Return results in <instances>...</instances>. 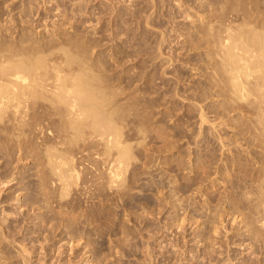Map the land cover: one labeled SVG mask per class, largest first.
Segmentation results:
<instances>
[{
	"label": "rangeland",
	"instance_id": "obj_1",
	"mask_svg": "<svg viewBox=\"0 0 264 264\" xmlns=\"http://www.w3.org/2000/svg\"><path fill=\"white\" fill-rule=\"evenodd\" d=\"M228 19L232 33L264 30V0H0V44L79 56L117 128L92 130L84 114L73 127L43 98L27 117L43 134L0 123V264H23L22 247L33 264H264V218L248 200L264 176V125L246 101L220 107L215 85L210 32Z\"/></svg>",
	"mask_w": 264,
	"mask_h": 264
},
{
	"label": "bare ground",
	"instance_id": "obj_2",
	"mask_svg": "<svg viewBox=\"0 0 264 264\" xmlns=\"http://www.w3.org/2000/svg\"><path fill=\"white\" fill-rule=\"evenodd\" d=\"M233 22L235 23L236 21L234 19H232L230 21H229V19L227 21L224 20L223 22H221L220 25L218 24L219 26L217 28L216 27H215V29L213 28V31L211 30V32H210V33L214 32V34L217 35L215 37L216 40L214 41V43L216 44L214 47L216 50H214V51H216V53L219 54L220 59H221V60H217V61H219L218 63L220 66L217 69V72L219 73V77H220L219 80L220 81L217 82L216 84L214 83L217 86V89L219 87V89H218L219 93L225 97L224 101L220 102V107L223 106L226 109L229 108V109H227V111L232 112V110L234 108L235 109L238 108L237 107V104H239L238 101H240V102L246 101L244 104H242V106H243L242 110H243V108L244 109H250V110L256 109L257 110L256 113H257V117L259 118V122H261L264 125V30H261V29L255 30L256 28L253 30L252 29L253 26L251 28L249 26L250 29L247 27L248 29L246 28L247 30H244L245 28H243V27L246 25L243 24L244 25L242 27L243 29L241 27H239V28H241V30L239 32H236V33L234 32L235 33L234 34V33H232V30L236 29V28H233L236 24L234 25ZM247 23H248V21H247ZM237 26H235V27H237ZM209 31H210V29H209ZM234 31H236V30H234ZM237 31H238V29H237ZM214 34H213V37H214ZM206 35H207V33H206ZM23 40H25V39H23ZM30 43H31V41H30ZM53 44L51 45L52 46L51 48L47 47L50 50V52L47 53L48 55H41V54H39L41 51L40 50L37 51L36 49H35L36 51H30V49H22V48L21 49L19 48L20 50H18V51L17 50L13 51V49L7 50L8 48L5 49L4 45L0 44V123H3L4 126L21 125L23 127L25 125L26 126L27 125H29V126L34 125V127L32 126L31 130L33 132L38 131L39 134H43L42 133V132H44L43 131L44 129L42 126L43 120H41V122L37 123V124L35 122L36 120L34 121L35 122L34 124H29V122H28L29 120L27 119V117L29 116L28 115L29 114L28 109L31 108L30 105H32L33 103L34 104L36 103L35 102L36 98H38V102H39L40 98H43V99L49 101V102L46 101L47 104L49 103L48 105H50L51 103L52 104L56 103L58 105L60 104L61 105L60 107H62L63 112L64 111H65V113L69 112L68 114L72 115L71 119H72V117L74 118L73 121L71 120V123H73L71 125L73 127L74 126L78 127L77 125L74 124V121L78 124L79 120L77 121L76 118L78 116L80 117L81 114H84L85 116L87 115L86 117H88V119H90V121L92 120L90 122V124H91L90 126L92 127V130L99 131L100 129L105 128L107 131H110V132L115 131L116 132L117 128L114 127V125L112 124V121L110 120V118H108L109 115L106 117L103 114H102V116H100L101 115L100 113H99L100 115L98 114V112L101 111L100 110L101 108L98 105L100 103L102 104L103 102H101L98 99L97 89L95 88V90L97 91L96 92L93 88H91L92 86H94V85H92V82H94V81H93V79H92V82L89 80V76L86 74L88 69L85 71V67L82 64L79 56H76L75 54L71 53L69 50H66L63 46L59 47L54 42H53ZM71 46H72V44H71ZM31 48H32V46H31ZM61 51H62V53H61ZM75 66H77V67L75 68ZM95 80H96V78H95ZM100 97H103L102 94H101V96H99V98ZM102 101H104V100L102 99ZM31 102H33V103L31 104ZM241 103L239 105L240 106L239 108H241ZM52 106H54V105H52ZM54 107H56V106H54ZM96 108L100 111H98ZM60 110H61V108H60ZM202 111H201V113H203ZM227 111L225 113H227ZM103 116H105L106 118L105 117L102 118ZM201 118L203 119V123H204L205 116L204 117L202 116ZM257 122H258V120H257ZM3 124H1V125H3ZM78 125H79L78 128L80 129L81 126H80V124H78ZM18 127H20V126H18ZM15 130H17V129H15ZM11 131H8V132H11ZM100 133L103 134L102 132H100ZM219 136H221V135H219ZM101 139H103V138H101ZM98 141H100V140H98ZM113 141L114 142H112V140H110L108 142L106 140V142H104V141L102 142V143H105L104 146H106L105 148L107 151H112L113 147L120 146L121 140L119 139L118 136L115 139H113ZM2 149H3V147H2ZM128 152H129L128 148H125V147L121 148L119 150V153H118L119 155L117 154L118 157L115 160L116 163L108 166V168H107L108 172L105 171L107 173V175H106L107 177H105V175L103 174V176H102V178H100V180L105 177L104 180L106 182V180L108 178V180H107L108 184L109 185L114 184V186H115V183L118 182L119 179H122L121 175H123V174L121 172V169L124 171V169L122 167V162H124V160L122 161V159H123V157H126L127 154H129ZM85 154H87V153H85ZM72 157H74V156H72ZM69 160H70V158H69ZM72 162H74L73 159H72ZM97 162L99 164L100 161H97ZM204 162H205V160H204ZM68 164H69V162H68ZM101 164H103V163H101ZM70 166H71V164H70ZM74 166L72 169H70V168L69 169L73 170L72 172L75 176L74 181L77 180V182L75 181L76 182L75 185H76V187H79L78 185H80V187H83L82 190H84L85 186L78 184V182L80 180L79 174H80L81 170L79 169L80 170L79 171L78 168L76 170L75 169L76 166H75V168H74ZM97 166H99V165H97ZM101 167H102V169H106L103 166H101ZM105 167H106V165H105ZM97 169H98V167H97ZM100 169L101 168L99 166V170ZM52 172H53V169H52ZM96 172L98 173L97 170H96ZM100 172L103 173V171H100ZM61 173H64V172H61ZM99 173L97 174V176H99ZM68 174H70V173H68ZM73 174L71 175V177H73ZM100 176H101V174H100ZM71 177H70V179H71ZM254 180H256V179H254ZM5 181L2 183H4V184L7 183ZM259 181H260L259 187H256L257 189L254 188L255 190H258V188H259V191H255V192H257L256 196L248 198V200L250 202H252L253 207H255L258 212H261V214L259 216L264 218V176L259 178ZM119 182L121 183V181H119ZM69 183L67 182V184H69ZM120 183H118V184H120ZM66 185H64V187ZM108 188H111V186ZM67 189H68V185H67ZM78 189H79V192L80 191L84 192V191L80 190L81 188H78ZM84 194H85V192H84ZM183 221H184V219H183ZM262 222H264L263 219H262ZM8 230L13 231L12 225L10 223L8 225ZM5 234H8V232L4 233L3 238L6 236ZM9 234H11V233H9ZM2 235H3V233H2ZM6 239H8V238H6ZM3 242L8 243V240H6V241L4 240ZM3 242L0 241V243H3ZM9 244H11V243H9ZM8 248H9V246H8ZM22 248H24V250H21V251L18 250V252L19 251L20 252H19V254L17 252V255H20L19 257H22L23 264H33L31 259H29V257H27L25 255V254L29 255V253H30L26 249L27 247L26 248L22 247ZM26 252H28V253H26ZM46 255H44V256H46ZM4 256H2V257H4ZM58 259H59V257H58ZM45 261H47V260H45ZM40 262L42 264V263H44V260H43V262H42V260ZM40 262H39V264H40Z\"/></svg>",
	"mask_w": 264,
	"mask_h": 264
}]
</instances>
